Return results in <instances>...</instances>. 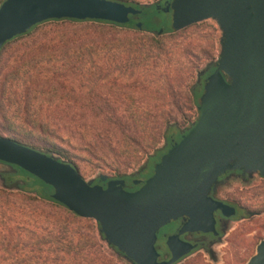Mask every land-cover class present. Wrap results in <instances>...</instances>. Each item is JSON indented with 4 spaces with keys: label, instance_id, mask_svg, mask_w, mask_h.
I'll return each instance as SVG.
<instances>
[{
    "label": "trees",
    "instance_id": "1",
    "mask_svg": "<svg viewBox=\"0 0 264 264\" xmlns=\"http://www.w3.org/2000/svg\"><path fill=\"white\" fill-rule=\"evenodd\" d=\"M4 1L0 0V6ZM170 1L148 6L132 3L142 9L140 19L147 17L141 30L157 31L151 13L162 11L161 5ZM136 17L132 16L128 24L51 19L7 42L0 51V135L55 154L77 167V155L68 146L79 136L75 144L81 149H89L98 161L124 169L139 165L164 139L168 143L178 140L180 120L186 109L199 105L204 82L216 64H209L201 82L198 78L190 87L183 85L184 72L173 67L171 61L163 68L165 90L152 89L137 79L100 84L104 79L101 70L134 76L140 69L147 71L158 67L163 59H172L173 49L180 47L173 39L176 35L170 39L165 35L178 34L173 28L163 30L161 35L123 34L120 28L136 26ZM85 21L95 25L75 27L66 23ZM190 47L185 44L184 52ZM102 55L107 62L98 68L95 58ZM94 68L100 73L92 88L84 91L81 84L75 92L72 76L85 79ZM105 85L110 89L107 94ZM136 92L139 97L134 96ZM146 94L157 102L146 105L142 100ZM72 98L91 105L75 108L69 104ZM87 112L92 115L91 121ZM10 167L0 170V194L30 189L45 207L35 209L29 200L21 204L0 200V264H119L118 258L124 259L118 248L108 244L99 223L78 216L54 200L53 188L36 176ZM24 175L33 177V183H28ZM125 176L126 172L118 175Z\"/></svg>",
    "mask_w": 264,
    "mask_h": 264
},
{
    "label": "water",
    "instance_id": "2",
    "mask_svg": "<svg viewBox=\"0 0 264 264\" xmlns=\"http://www.w3.org/2000/svg\"><path fill=\"white\" fill-rule=\"evenodd\" d=\"M162 10L172 11L176 31L215 20L222 31L221 51L205 80L198 119L148 179L134 180L144 182L138 190H126L124 178L110 179L104 188L68 160L0 135L1 162L36 176L53 188L54 200L99 223L108 244L131 264H176L195 248L181 234L215 231L217 210L231 216L233 208L210 196L226 171L264 177V0H172ZM141 13L121 0H5L0 6V51L47 20L128 24ZM136 26L142 29L143 23ZM185 215L189 220L167 240L171 257L162 259L156 246L160 229ZM248 264H264V239Z\"/></svg>",
    "mask_w": 264,
    "mask_h": 264
},
{
    "label": "rangeland",
    "instance_id": "3",
    "mask_svg": "<svg viewBox=\"0 0 264 264\" xmlns=\"http://www.w3.org/2000/svg\"><path fill=\"white\" fill-rule=\"evenodd\" d=\"M127 3H139V4H154L157 2H164V0H121ZM163 7V5H161ZM154 15V24L159 28L157 31H147L141 30L136 26L132 27H124L120 28V31L126 36L131 37H142L148 36L149 34H158L160 29H170L172 26V11H160L156 13H151ZM144 21L147 23V17L142 16L141 19L135 21ZM67 25L77 26V27H89L95 25L94 22L85 21L83 23H71L66 22ZM178 34L166 33L167 39L173 35H176L173 39L178 41L177 44L180 47H175L174 57L172 59L161 60L159 62L158 67H152L147 71H142L141 69L137 71L134 76H131L130 73H126L124 75H120V73H112L111 71L107 72L102 71V76L104 79L100 80V84L106 83L108 80L116 79L118 83H131L136 79L139 81H144L147 85L150 84V88H162L165 90V78L163 74V68L169 63L172 64L173 67L178 68L184 72V80L183 85L186 87L192 86L199 78V75L202 71L206 70L209 64H216L221 51L220 39L222 37V31L220 30L217 22L213 19L205 20L203 22L194 24L189 26L183 30L177 31ZM170 39V38H169ZM185 44H190L191 47L187 52H184L183 47ZM10 46L7 47L9 50ZM96 67L100 68L106 65V58L102 56H98L95 58ZM100 70L94 68V70L89 72L85 79H82L79 75L72 76L71 82L72 87L75 92H79L81 89V84L84 85L83 90L88 91L95 84L97 79L99 78ZM97 72V73H95ZM109 74V75H108ZM103 91L107 94L110 92L108 86L105 85ZM110 94V93H109ZM135 97H139V93H135ZM169 98V97H168ZM167 98V99H168ZM144 103L146 105H154L157 101H155L154 97L149 94L143 95ZM160 102V100L158 101ZM64 102H61L63 105ZM71 106L75 108H79L81 106H87V104L91 105L89 101L78 100L76 98H72L70 103ZM89 120L91 121L92 115L88 113ZM199 117L198 106L186 109L184 118L180 120L179 129L182 131V134H185L186 131ZM86 119V117H85ZM64 125H62L63 127ZM66 131L65 129L63 130ZM173 132L177 133L173 130ZM79 136H77L78 138ZM77 138H72L73 143L71 146H68L69 149L73 152V154L77 155V165L81 172V174L87 180H95L96 177H99L101 174L107 175L108 177H118L120 173L126 172L127 175L136 176V178H149L153 171L155 165L161 160L162 156L166 153V151L170 148V143L167 142L166 139L152 151L139 165L132 166L128 169H124L123 167L118 168L116 166L107 165L104 162L98 161L95 155L92 154L89 149H81L79 145L75 144ZM152 158V159H151ZM145 166V167H144ZM144 167V168H143ZM2 169H12L10 166L4 165L0 163V170ZM24 178L28 183H33L34 178L28 175H24ZM237 186L242 187L244 191H239L238 196L249 199L245 200L246 204L252 210H262L264 212V179H261L259 176H256L255 179L249 184H240L237 182H233L231 185L226 186L222 189V194L224 196H232L234 195V188ZM2 187V181L0 179V188ZM0 200H14L18 204L24 202L25 200H29L33 202L35 205L33 207L36 209L37 207H45L44 204H40V198L37 196L35 192H32L30 189L27 191H18L14 190L9 194H0ZM26 202V201H25ZM39 213V212H38ZM37 213V214H38ZM96 222V221H95ZM244 222L234 221L232 224V228L229 230L230 237L233 238V234L235 233V228L243 225ZM235 237V236H234ZM238 240L242 242L240 251L234 256L230 254L231 244H228L230 240L224 241L222 244H218L216 247V251L219 253V259L217 261L213 260L208 253H200L195 252L194 254L182 259L178 264H248L250 258L256 253L258 244L264 239V213L262 215L253 216L248 222H245V232L239 234L237 237ZM119 264H131L125 258H118Z\"/></svg>",
    "mask_w": 264,
    "mask_h": 264
},
{
    "label": "flooded vegetation",
    "instance_id": "4",
    "mask_svg": "<svg viewBox=\"0 0 264 264\" xmlns=\"http://www.w3.org/2000/svg\"><path fill=\"white\" fill-rule=\"evenodd\" d=\"M160 9H162V7H160ZM139 17L140 15L137 16L136 18ZM202 76H204V74L199 75L200 82ZM180 138L178 140H173V142L170 143V147L172 144L179 141ZM256 176H259L261 179H264V177L259 173L251 175L249 172H245L243 170H238V169L228 170L219 177L218 183L212 187L210 196L212 197L213 200L221 201L229 205L231 208H233L234 213L231 216H227L223 214L220 210L215 211L214 213L216 219L215 231L204 232L197 230V231H186L183 234H181L180 235L181 240L185 242H189L192 245H195V248L192 249V251L187 255H185L182 259L194 254L195 252H200V253H208L213 260L217 261L219 259V253L215 249L218 246V244H222L226 240L227 241L230 240L228 244H231L230 247L231 256H234L235 254L238 253V251H240V249H242L241 247L242 242L238 240L237 237L239 236V234L245 232V222H248L253 216L262 215L264 212L262 210H252L245 202V200H249V199L238 196V194L240 193L239 191H244L242 187L237 186V188H234L233 190L234 195L232 196H224L222 194V189L228 185H231L233 182H237L240 184H249L255 179ZM114 178H124L126 180L125 188L126 190L131 192L138 190L144 184V182L135 184L134 180L140 178H136V176H132V175H127L125 177H109L106 181L101 180L100 177H96L94 180V184H99L102 185L104 188H106L108 181ZM146 179L148 178H143L141 180L145 181ZM188 220H189V216L185 215L160 229L158 233V240L156 246L159 252L161 253L162 259L166 257L167 258L171 257V252L167 245L168 238L171 235L178 234L181 228L183 227V225ZM234 221L244 222V224L234 229L235 233L233 234V238L231 239L229 238L231 235L229 234V230L232 228V224Z\"/></svg>",
    "mask_w": 264,
    "mask_h": 264
}]
</instances>
